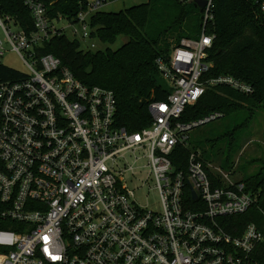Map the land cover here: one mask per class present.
<instances>
[{
    "label": "built area",
    "instance_id": "built-area-1",
    "mask_svg": "<svg viewBox=\"0 0 264 264\" xmlns=\"http://www.w3.org/2000/svg\"><path fill=\"white\" fill-rule=\"evenodd\" d=\"M21 1L31 30L0 14V65L14 52L27 69L0 78V217L18 229H0V264H254L261 230L249 223L233 234L222 218L244 214L256 196L196 152L183 164L172 159L189 146L193 128L222 116L180 122L187 105L218 87L255 92L230 74L204 77L213 67V0L200 12V36L182 38L155 60L170 92L150 102L151 125L132 133L115 124L112 90L81 82L41 52L65 28L94 49L88 16L105 0L90 2L76 22L50 17L49 0ZM178 1L199 9L196 0ZM252 1L264 14V0ZM144 186L159 195L153 207L136 199Z\"/></svg>",
    "mask_w": 264,
    "mask_h": 264
},
{
    "label": "trees",
    "instance_id": "trees-1",
    "mask_svg": "<svg viewBox=\"0 0 264 264\" xmlns=\"http://www.w3.org/2000/svg\"><path fill=\"white\" fill-rule=\"evenodd\" d=\"M117 0H105L114 2ZM91 0H49V15L77 21L80 11L88 9ZM213 20L207 31L214 34L209 60L213 67L204 77L230 74L250 83L255 92L246 96L228 87L208 89L194 105H187L179 121L189 123L211 113L229 119L217 140H226L224 152L232 157L242 145L237 132L248 126L255 109L264 110V14L252 0H213ZM189 3L178 0H146L119 11L97 10L88 16L91 36L102 44L112 45L118 37L126 41L117 49H84L78 39L65 33L45 42L42 53H51L63 66L87 85H98L114 92L117 105L115 124L132 133L149 127L152 116L149 104L164 100L169 94L166 85L156 79L155 60L167 57L171 48L182 38H198L202 16L196 17ZM200 12V11H199ZM0 14L19 19L22 28L29 31L31 15L21 0H0ZM195 16L196 22L189 20ZM20 72L0 65V78L16 77ZM189 143V142H188ZM200 144L179 146L172 159L183 164L190 152L198 153ZM205 150L199 154L203 158ZM222 149L214 157L221 156ZM220 167L229 171L230 160L220 159ZM247 190L256 196V203L238 216L222 218L224 228L238 234L249 223H255L264 235V165L253 175L243 177ZM4 206L0 202V213ZM18 230L15 222L3 221L0 229ZM254 264H264V238L253 253Z\"/></svg>",
    "mask_w": 264,
    "mask_h": 264
},
{
    "label": "rangeland",
    "instance_id": "rangeland-1",
    "mask_svg": "<svg viewBox=\"0 0 264 264\" xmlns=\"http://www.w3.org/2000/svg\"><path fill=\"white\" fill-rule=\"evenodd\" d=\"M94 0H91V2ZM146 0H117L114 2H107L103 7L107 11H119L121 9L141 4ZM194 14L200 17V12L198 8H193ZM195 16L190 17L189 20L196 22ZM197 17V18H198ZM68 21L66 19L60 22V26L66 27ZM71 30V29H70ZM64 33L71 37L69 29L65 28ZM2 35V34H0ZM126 41L124 37H118L116 42L112 45L102 44L98 40H94L95 48L92 50H103L106 47L114 50L117 49L121 44ZM2 63L13 69L20 71H26V66L20 57L14 52H7L2 59ZM156 79L160 84H165L163 77L158 73ZM229 119L218 118L216 120L210 121L206 124L193 128L189 132V143L192 145L200 144L201 147L198 148V153L200 154L202 148L205 150L203 153V158L208 160L211 165L220 166V159L230 160L232 164L229 170L232 173V178L241 179L243 177H248L257 172L261 165H264V110L255 109L251 121L248 126L239 130L237 132L241 139V148L234 153L232 157H229L225 151L226 140H217L219 134L223 131V126L228 122ZM222 149L221 156L214 160V157ZM225 170V169H223ZM136 199L142 205H148L153 207L159 202V195L155 190H149L148 186H144L141 190L136 193Z\"/></svg>",
    "mask_w": 264,
    "mask_h": 264
},
{
    "label": "water",
    "instance_id": "water-1",
    "mask_svg": "<svg viewBox=\"0 0 264 264\" xmlns=\"http://www.w3.org/2000/svg\"><path fill=\"white\" fill-rule=\"evenodd\" d=\"M195 2H196V5L199 7V11L201 12L203 7L206 4V0H196Z\"/></svg>",
    "mask_w": 264,
    "mask_h": 264
}]
</instances>
